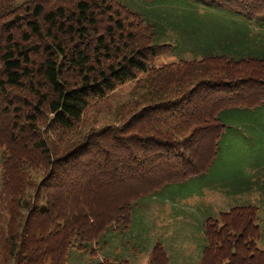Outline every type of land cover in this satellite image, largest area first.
I'll use <instances>...</instances> for the list:
<instances>
[{
  "label": "trees",
  "instance_id": "obj_1",
  "mask_svg": "<svg viewBox=\"0 0 264 264\" xmlns=\"http://www.w3.org/2000/svg\"><path fill=\"white\" fill-rule=\"evenodd\" d=\"M199 1H211L240 15L245 10L258 9L252 11L254 17L263 14L264 18V0H259V7L248 3L250 0ZM66 2L23 0L21 9L14 8L12 19L1 26L0 106L9 108L14 102L18 106L15 113H19L21 106L7 88H26L37 101L26 118L29 130L37 133L38 117L51 114L45 132L54 129L55 142L58 139L63 144L69 142L67 136L75 132L90 106L106 99L120 85L134 82V97L143 100L144 107L134 115L133 123L94 133L51 165V159L61 154L52 148L49 136L40 140L39 134L34 141H17V136H12L8 137L13 138L10 143L0 138L8 153L0 204V264H69L72 248L93 254L92 245L99 244L108 232L114 233L115 224L124 222L121 232L132 225L134 207L142 198L209 172L227 131L221 120L226 110L264 106V71H250L254 67L264 70V54L235 59L227 56L231 52L225 47L223 54L202 49L200 61L182 62L175 70L173 66L156 68L151 63L157 55L150 40L155 38L154 29L144 19L126 22L122 8L114 0ZM240 24L237 23L240 28L249 27ZM206 63L221 66L216 78L202 72L197 75L202 79L199 82L186 78L195 70H205ZM165 89L167 94L162 92ZM156 111L162 117L154 118ZM5 122L4 117L0 119V124ZM151 124L157 127L149 128ZM151 130L158 133L150 136ZM19 131L21 137L25 128ZM0 133L4 134L2 128ZM166 134L185 139L180 143L174 140V146L162 136ZM250 138L255 142L253 136ZM175 148L181 149L178 154ZM32 157L39 165L48 164L51 170L38 186L41 208L37 202L30 207L23 196ZM261 161L263 166L252 171L243 187L264 195V175L259 174L264 172V153ZM131 186L136 194L130 192ZM257 214V208L251 206L233 208L221 214L220 231H216V225L214 229V224L209 225L211 234L221 236L224 228L228 238L241 225L231 248L238 249L231 258L240 264H264V251L254 243L260 236ZM48 217L49 228L42 229L41 219L46 221ZM220 220L214 222L219 224ZM213 242L216 247L210 243L215 252L212 264H216L221 259L218 243ZM212 257L207 254L206 258ZM97 264L129 262L111 257ZM149 264H170L162 245L154 248Z\"/></svg>",
  "mask_w": 264,
  "mask_h": 264
},
{
  "label": "rangeland",
  "instance_id": "obj_2",
  "mask_svg": "<svg viewBox=\"0 0 264 264\" xmlns=\"http://www.w3.org/2000/svg\"><path fill=\"white\" fill-rule=\"evenodd\" d=\"M22 1L0 0V39L2 38L1 26L12 19L10 15L14 8L21 9ZM66 1L69 4L71 0ZM260 1L250 0L248 3L258 6ZM114 2L122 8L126 22L135 23L137 20L144 19L151 25L152 30L154 29L153 37L155 38L150 40L151 43H154L153 47L157 55L153 57L151 63L156 68L173 66L171 68L175 70L181 67L180 63L182 62L200 61L203 58L202 49H209L212 54H223V47H225L226 51L231 52L227 56L235 59L264 54L263 14L254 17L255 14L252 13L258 9H248L240 15L239 12L226 10L211 1L204 3L199 0H114ZM223 12L228 14L222 16ZM18 13L22 14L23 11ZM242 21H245V24L250 23L248 29L246 26L242 28L236 26ZM247 42L249 43L248 47H246ZM206 64L205 70H195L186 78L199 82L202 80L197 77L198 73L201 74L200 72L208 73L216 78L221 66L218 63ZM252 70L264 71L260 67L250 69V71ZM182 71L183 69H181ZM185 71L187 72V70ZM7 89V93L15 96L16 102L21 108L19 107V113H15L18 106L14 102L9 108L4 104L0 106V119L4 117L6 121L4 124H0V129L2 128L4 133H0V138L4 139L2 140L4 143H10L13 139H10L12 136H17L15 137L17 141L20 139L34 141L33 139L39 134L42 135L38 138L40 140L49 136L54 144L52 148L61 154L51 159L50 165L74 147L81 146L82 141L89 139V136L91 137L94 133H100L108 128L122 129L133 123L134 115L144 107L141 103L143 100L134 97V82L120 85L106 99L95 101L90 106L76 126L75 132L67 136L69 142L65 141L63 144L58 139L55 142L54 129H52L54 132L51 130H48V133L45 132V126L47 127L51 122V114L38 117L37 133L29 130L30 122L26 121V118L32 114L37 101L26 88L8 87ZM175 89L173 86L172 90ZM162 92L167 94L168 90L165 89ZM139 95L140 93L135 96ZM153 113H155L154 118L162 117L157 111ZM221 120L227 126V131L220 140V154L213 161L207 174L191 178L182 184L168 186L156 195L142 198L134 207L133 223L127 230L121 232L124 222L115 224L112 227L115 230L114 233L108 232L99 244L92 245L94 247L93 254L72 248L69 252L68 263L97 264L98 261L103 262L105 259L118 257L128 261L129 264H149L154 248L162 245L168 254L170 264H198V260L199 264L202 260V264L205 261H211L212 264V256L215 255V252L210 249V245L212 243L214 245L213 240H215L219 248L220 256L218 258L221 259L220 261L217 259L216 264L219 262L221 264H240L238 259L236 262L231 258L233 251H238V249L231 248L236 243V236L240 232L241 225L237 227L239 231L234 229L230 232L232 235V238L229 237L230 239L224 228L221 230L222 235H218L219 237L216 232L211 234L210 230L214 229L216 225V231H220L222 227L221 214L244 206H251L258 210L256 224L260 228V236L254 240L255 236L252 230L250 236L258 249L264 251V195L252 193L243 187L252 171L263 166L261 165V153H264V140L261 142L260 138L264 139V106L226 110L225 116ZM4 125H8V128ZM154 127L157 125L149 126V128ZM24 128L23 135L18 137L19 130H24ZM149 133L152 136L158 131L151 130ZM162 136L169 139L174 146L176 145L174 142L180 143V139H185L184 136L178 135H174L173 138L170 134ZM185 136L187 138V135ZM250 136L254 137L255 142H252V138L249 139ZM2 141H0V204L1 199L4 198L3 171L8 154L1 145ZM258 144L259 148H257ZM175 149L176 154L181 150ZM152 151L160 152L162 149H153ZM32 158L33 163L30 162L27 166L28 172L25 178L27 188L25 191L23 190L25 192L23 196L30 203L29 206L37 202V207L41 208L42 202L40 201L41 197H38V186L51 170L48 164L39 165L37 160ZM259 174L263 177L264 172H259ZM256 180L258 183L262 182L261 178ZM130 188L132 190L130 192L134 191L136 194L135 187L131 186ZM16 192L19 195L17 190ZM42 198L44 199L45 196L42 195ZM108 199L110 200V197ZM1 208L2 205L0 210ZM22 214L24 215V212ZM9 219L10 217H7V220ZM37 220H39L38 216ZM41 220L42 229H48L47 225L51 223L49 217L46 221L45 219ZM218 220H220L219 224L214 222ZM23 222H25V218ZM211 224L214 226L210 229L209 225ZM118 225H121V228ZM1 235L3 233H0ZM202 243H204L203 247H201ZM201 249L203 251L199 253ZM207 254L212 258L207 259ZM199 257L201 258L199 259Z\"/></svg>",
  "mask_w": 264,
  "mask_h": 264
},
{
  "label": "crops",
  "instance_id": "obj_3",
  "mask_svg": "<svg viewBox=\"0 0 264 264\" xmlns=\"http://www.w3.org/2000/svg\"><path fill=\"white\" fill-rule=\"evenodd\" d=\"M224 14H228V13H222V16H226V15H224ZM226 18H228V17H226ZM233 19H235V18H233ZM243 24H245V21H242V23L240 24V25H243ZM250 23L249 22H247L246 23V25H249ZM236 26H238L239 27V25H237L236 24ZM232 40H231V38H230V42H231ZM253 193V192H252ZM255 193V192H254ZM257 194V193H256ZM259 194H261L260 192H259ZM261 196H262V194H261ZM203 245H204V243H202V246L201 247H203ZM203 250L201 249V250H199V253L200 252H202ZM200 256V255H199ZM201 256H202V254H201ZM201 257H199V259H200ZM198 264H199V260H198V262H197Z\"/></svg>",
  "mask_w": 264,
  "mask_h": 264
}]
</instances>
